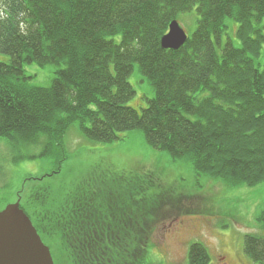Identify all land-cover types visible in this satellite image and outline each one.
<instances>
[{
  "label": "trees",
  "instance_id": "obj_1",
  "mask_svg": "<svg viewBox=\"0 0 264 264\" xmlns=\"http://www.w3.org/2000/svg\"><path fill=\"white\" fill-rule=\"evenodd\" d=\"M193 10L197 27L185 45L163 49L170 23ZM33 63L55 66L49 86L28 83ZM136 65L155 90L141 112L128 104ZM74 124L102 142L141 130L198 175L261 184L264 0H0V142L44 145L45 158L64 150ZM166 189L152 172L99 166L67 194L30 188L21 207L60 264H153V230L185 209V197ZM244 253L264 264V237L248 234ZM209 262L207 248L192 243L188 263Z\"/></svg>",
  "mask_w": 264,
  "mask_h": 264
},
{
  "label": "rangeland",
  "instance_id": "obj_2",
  "mask_svg": "<svg viewBox=\"0 0 264 264\" xmlns=\"http://www.w3.org/2000/svg\"><path fill=\"white\" fill-rule=\"evenodd\" d=\"M197 20L196 10L178 17L188 36L195 31ZM228 25L229 36L238 45L236 23L230 20ZM25 71L32 77L28 83L33 86H49L55 76L54 65L27 64ZM129 81L135 95L128 104L141 112L155 95L154 87L138 65ZM120 136L114 142L93 141L74 124L65 136L64 150L53 148L52 155L45 158L38 157L44 145L12 150L0 142V209L15 202L20 192L21 198L26 199L30 188L48 189L55 196L75 191L99 166L115 172L148 171L155 174L166 190L172 188L185 197L181 201L185 209L155 227L147 262L189 264V248L192 243L200 242L209 252V264H241L240 260L251 263L245 256L244 243L248 234L264 237V182L252 187L228 185L219 178L198 175L190 162L174 161L168 152L151 147L141 130ZM16 157L19 159L15 160ZM48 244L59 263L58 249L49 241Z\"/></svg>",
  "mask_w": 264,
  "mask_h": 264
},
{
  "label": "water",
  "instance_id": "obj_3",
  "mask_svg": "<svg viewBox=\"0 0 264 264\" xmlns=\"http://www.w3.org/2000/svg\"><path fill=\"white\" fill-rule=\"evenodd\" d=\"M187 40L188 34L175 19L161 38V46L166 50H178ZM20 203L19 198L0 211V264H55L50 247Z\"/></svg>",
  "mask_w": 264,
  "mask_h": 264
},
{
  "label": "flooded vegetation",
  "instance_id": "obj_4",
  "mask_svg": "<svg viewBox=\"0 0 264 264\" xmlns=\"http://www.w3.org/2000/svg\"><path fill=\"white\" fill-rule=\"evenodd\" d=\"M171 226H173V225H171ZM178 230H179V229H178V228H176V231H178ZM239 262H240L241 264H245V262H243V263H242V261H241V260H240ZM246 264H251V263H248V262L246 261Z\"/></svg>",
  "mask_w": 264,
  "mask_h": 264
}]
</instances>
